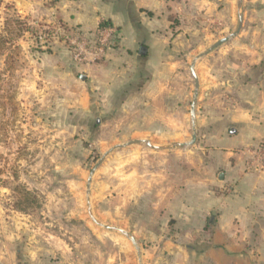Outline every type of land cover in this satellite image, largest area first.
I'll return each mask as SVG.
<instances>
[{
  "label": "rangeland",
  "instance_id": "374dc122",
  "mask_svg": "<svg viewBox=\"0 0 264 264\" xmlns=\"http://www.w3.org/2000/svg\"><path fill=\"white\" fill-rule=\"evenodd\" d=\"M118 1L138 37L121 43L125 35L103 20L100 30L112 32L94 58L101 31L85 32L74 22L84 9L79 0H0V264H143L153 232L171 224L149 209L156 188L149 193L126 178L136 165L121 154L130 146L107 155L88 189L89 173L110 149L136 138L142 149L144 142L153 148L187 144L193 133L190 65L234 33L239 16L264 22L258 14L264 6L248 0L229 15L221 2L207 14L187 6L168 21L132 0ZM250 36L239 31L196 60L197 137V115L221 119L238 108L241 51L251 49ZM80 50L86 59L78 62ZM206 67L208 84L201 74ZM205 87H211L208 100ZM105 227L128 233L137 248Z\"/></svg>",
  "mask_w": 264,
  "mask_h": 264
},
{
  "label": "crops",
  "instance_id": "0c3cea01",
  "mask_svg": "<svg viewBox=\"0 0 264 264\" xmlns=\"http://www.w3.org/2000/svg\"><path fill=\"white\" fill-rule=\"evenodd\" d=\"M79 1L84 9L74 15V22L81 30H98L100 22L106 20L125 35L118 37L121 43L125 37L130 41L138 37L134 22L119 8L118 0ZM131 2L154 19L165 21L170 15L182 14L187 6L207 14L222 2L228 15L238 6V0ZM248 2L264 6V0ZM259 9L258 14L264 13V8ZM258 20L260 23L244 19L240 29L244 34L251 32L253 45L241 51L245 56L236 110L221 119L197 115L196 125L201 132L196 141L201 138L202 142L192 147L142 149L136 144L122 150L128 162L136 164L127 170L126 178L141 182L149 193L156 188L157 197L145 201L157 218L169 217L171 223L153 232L156 240L144 252L143 264H264V169L251 171L246 162V151L264 142V22ZM148 36L152 40L153 35ZM194 70L201 88L197 67ZM209 70L206 67V72L201 71L207 84ZM210 88L202 91L205 100L211 96ZM167 232L174 238L167 237Z\"/></svg>",
  "mask_w": 264,
  "mask_h": 264
},
{
  "label": "water",
  "instance_id": "95a60500",
  "mask_svg": "<svg viewBox=\"0 0 264 264\" xmlns=\"http://www.w3.org/2000/svg\"><path fill=\"white\" fill-rule=\"evenodd\" d=\"M240 3H241V0H238V6H240ZM241 24H242V17L239 16L238 17V25H237V28L236 30L234 31V33H232L229 37H225V38H222L220 40H218L216 43H214L212 46H210L208 49H206L203 53L199 54L195 59L194 61L192 62V64L190 65V73L192 75V78H193V82H194V91H193V97H192V102H191V105H190V112H189V115H190V119H191V126H192V136H191V140L187 143V144H177V145H173V146H169V147H163L162 149H171L172 147H184V146H191L194 144V142L196 141V138H197V132H196V128H195V106H196V102H197V97H198V88H199V82H198V78H197V75L195 73V70H194V66H195V62L196 60L206 56L208 53H210L212 50L218 48L220 45L224 44L225 42H227L230 38H233L235 37L240 29H241ZM147 53V49L145 47H140V50H139V54L141 56H145ZM85 79V76H80V80L81 81H84ZM143 141H130L128 143H126L125 145H119V146H116L112 149H110L108 152H106L104 155L101 156L100 160L96 163V165L93 167V169L90 171L89 173V176H88V179H87V188L89 189V185L91 183V180H92V176L95 172V170L101 165V163L103 162V160L107 157V155L111 154L114 150L116 149H120V148H123L125 146H131V145H136V144H141ZM146 146L148 147H152L153 146L148 143V142H144ZM156 148V147H154ZM107 230H110V231H116V232H119L120 234H122L123 236H125L127 239H129V241L131 242V244L137 248V243L135 241V239L133 237H131L128 233L120 230V229H117V228H114V227H105Z\"/></svg>",
  "mask_w": 264,
  "mask_h": 264
},
{
  "label": "built area",
  "instance_id": "2783aa9c",
  "mask_svg": "<svg viewBox=\"0 0 264 264\" xmlns=\"http://www.w3.org/2000/svg\"><path fill=\"white\" fill-rule=\"evenodd\" d=\"M100 30V29H99ZM101 31V30H100ZM112 32V29H104L100 33L102 39L100 40L99 47L95 53H91L94 58L100 57L104 53V49L108 42V36ZM86 53V52H85ZM83 50H80L75 56L74 60L81 62L85 60V56H82ZM87 55V54H85ZM247 155V168L251 171L259 172L264 169V142L257 144L255 147L246 151Z\"/></svg>",
  "mask_w": 264,
  "mask_h": 264
}]
</instances>
